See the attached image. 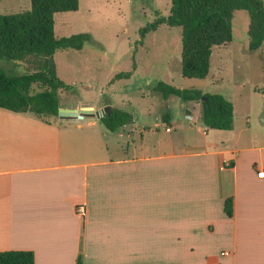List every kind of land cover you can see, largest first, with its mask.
I'll list each match as a JSON object with an SVG mask.
<instances>
[{"label": "crops", "instance_id": "1", "mask_svg": "<svg viewBox=\"0 0 264 264\" xmlns=\"http://www.w3.org/2000/svg\"><path fill=\"white\" fill-rule=\"evenodd\" d=\"M229 44L214 48L203 91L233 102L232 130L188 108L185 122L155 111L116 132L96 116L0 108V251H34L36 264H264V125L236 128L238 82L217 52ZM224 233L226 249L204 245Z\"/></svg>", "mask_w": 264, "mask_h": 264}, {"label": "rangeland", "instance_id": "2", "mask_svg": "<svg viewBox=\"0 0 264 264\" xmlns=\"http://www.w3.org/2000/svg\"><path fill=\"white\" fill-rule=\"evenodd\" d=\"M172 2L80 0L78 11L58 13L55 17L58 38L86 32L92 36L83 50H60L55 55L57 75L71 86L69 90L59 91L62 108L90 106L88 104L99 99V105L106 102L131 104L137 116L168 110L179 122L188 120V108L199 116L197 121L202 123V101L196 104L176 96L164 99L161 93L155 91L159 81L182 89L203 90L209 84L205 79H190L183 75L182 29L163 24L158 30L144 36L140 32L159 16H169ZM31 7V0H0V14L4 15L21 13ZM233 25L234 40L229 45L217 48V52L224 53L225 59L230 61L238 82L234 91L237 110L235 124L240 130L248 125H264L261 121L264 118V97L257 93L264 89V47L257 51L249 49L248 12L237 11ZM42 64L43 61L35 57L25 58L18 65L0 61L3 67L19 73L35 71ZM124 72H132L133 75L115 79ZM41 89L38 85L33 91ZM263 128H260L261 138ZM252 133L256 135L254 130ZM248 135L250 133H246L245 138ZM222 137L219 136L218 141ZM229 241L224 233L222 239L213 242L208 239L204 245L208 249L210 244L214 249H226Z\"/></svg>", "mask_w": 264, "mask_h": 264}, {"label": "trees", "instance_id": "3", "mask_svg": "<svg viewBox=\"0 0 264 264\" xmlns=\"http://www.w3.org/2000/svg\"><path fill=\"white\" fill-rule=\"evenodd\" d=\"M30 10L15 14H0V61L18 65L25 58L43 61L35 71L19 73L0 65V108L16 113L39 117H59L62 108L59 91L69 90L56 71L55 55L60 50H83L92 36L79 33L58 38L55 32L58 13L74 12L80 0H31ZM237 11L250 16L249 49L264 47V1L262 0H173L169 16H159L156 21L142 28L141 35L156 31L163 24L182 29V71L186 78L205 79L210 74L211 58L216 46L234 40L233 20ZM132 72L120 73L115 79L129 78ZM42 89L33 91L35 86ZM155 91L164 99L171 96L183 101L203 102L204 124L213 129L232 130L235 107L220 93H205L201 89L178 88L159 81ZM106 102L105 105H110ZM173 115L166 113L170 123ZM135 120L133 112L113 107L101 122L112 132ZM225 212L234 215V199L225 200ZM0 264H36L31 250L0 251ZM77 264H83L82 256Z\"/></svg>", "mask_w": 264, "mask_h": 264}, {"label": "water", "instance_id": "4", "mask_svg": "<svg viewBox=\"0 0 264 264\" xmlns=\"http://www.w3.org/2000/svg\"><path fill=\"white\" fill-rule=\"evenodd\" d=\"M205 101V98L202 99ZM112 110L111 105H107L101 109H95L93 106H84L82 108H61L59 110V117L62 119H83L88 116H96L98 118L105 117Z\"/></svg>", "mask_w": 264, "mask_h": 264}, {"label": "built area", "instance_id": "5", "mask_svg": "<svg viewBox=\"0 0 264 264\" xmlns=\"http://www.w3.org/2000/svg\"><path fill=\"white\" fill-rule=\"evenodd\" d=\"M170 130V129H169ZM257 175H258V177L259 178H261V179H264V169H258V171H257ZM85 208L84 207H80V208H78V212L80 213V214H85ZM224 254H228V252L227 253H224Z\"/></svg>", "mask_w": 264, "mask_h": 264}]
</instances>
